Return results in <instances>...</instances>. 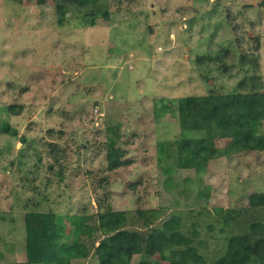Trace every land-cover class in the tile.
<instances>
[{
    "label": "rangeland",
    "instance_id": "374dc122",
    "mask_svg": "<svg viewBox=\"0 0 264 264\" xmlns=\"http://www.w3.org/2000/svg\"><path fill=\"white\" fill-rule=\"evenodd\" d=\"M260 1L115 0L108 18L101 12L83 26L74 12L60 25L55 0H0V264L25 260L29 210L62 214L71 233L76 214L106 204L197 213L208 202L212 212L264 193V151L213 159L202 177L177 168L175 156L157 158L159 143L182 131L177 115L160 110L176 109L166 99L264 92ZM217 54L222 61L208 58ZM5 123L16 135L2 130ZM216 132L218 145L230 144ZM112 141L130 160L115 170L106 159ZM166 166L174 169L173 191ZM151 256L169 264L168 251ZM73 264L99 263L89 256Z\"/></svg>",
    "mask_w": 264,
    "mask_h": 264
},
{
    "label": "trees",
    "instance_id": "16d2710c",
    "mask_svg": "<svg viewBox=\"0 0 264 264\" xmlns=\"http://www.w3.org/2000/svg\"><path fill=\"white\" fill-rule=\"evenodd\" d=\"M113 1L55 0L58 23L64 24L67 13L74 12L83 26L95 25L99 13L109 17ZM258 5L264 7V0ZM208 58L222 61L223 56ZM166 101L176 104V109L164 104L160 110L163 113L170 109L177 115L182 131L175 140L159 143V160L175 156L177 168L193 169L202 177L213 159L264 151L263 91L209 92ZM2 130L17 133L9 123L2 125ZM113 131V127L109 128V132ZM184 131H198L200 136L183 135ZM216 131H221L222 138L230 139V144L218 145ZM109 136L119 140L115 133ZM124 155L112 141L106 152L108 168L115 170L129 163ZM163 171L168 174L165 187L173 191L174 169L166 166ZM56 175L63 178L61 171ZM206 189L207 192L199 191L198 198L207 196L211 186ZM249 200L248 206H214L212 212L208 202H203L197 213L193 207L189 208L192 211L183 212L177 207L160 206L147 213L140 208L115 210L106 204L96 212L83 210L76 214L71 233L66 230L62 214L50 209L29 210L24 217L25 260L20 264H73L89 256H95L99 264H131L136 254L142 257L140 264H153L156 260L152 253L164 251L170 253L169 264H264V219L257 217L264 212V193H253ZM217 216L221 223L213 219Z\"/></svg>",
    "mask_w": 264,
    "mask_h": 264
}]
</instances>
